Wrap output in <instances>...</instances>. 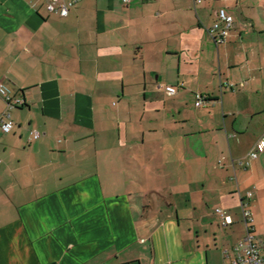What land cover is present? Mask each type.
<instances>
[{"label": "crops", "instance_id": "0c3cea01", "mask_svg": "<svg viewBox=\"0 0 264 264\" xmlns=\"http://www.w3.org/2000/svg\"><path fill=\"white\" fill-rule=\"evenodd\" d=\"M48 2L0 0V264L224 262L248 192L262 229L260 29L216 42L230 0Z\"/></svg>", "mask_w": 264, "mask_h": 264}, {"label": "built area", "instance_id": "2783aa9c", "mask_svg": "<svg viewBox=\"0 0 264 264\" xmlns=\"http://www.w3.org/2000/svg\"><path fill=\"white\" fill-rule=\"evenodd\" d=\"M78 0H49L48 10L51 12L59 13L62 16H67L69 14L70 8ZM125 3L130 2V0H124ZM233 16L229 14L225 9H220L218 13V21L213 24L210 29V34L216 42H223L228 37L230 30L233 26ZM2 84L0 82V88ZM160 87V86H159ZM164 90L173 95L177 92V88L173 85H166ZM197 105H204L206 97L202 94L196 95ZM6 100L10 106L19 105L22 103L20 99H12L10 96H7ZM1 127L3 131L9 132L13 129L14 123L7 115L6 119L1 120ZM35 138L39 137L38 131H33ZM264 150V137L261 138L256 147L252 149L247 155L246 164L249 165L251 160L258 158L259 152ZM252 192L246 194L247 200L252 197ZM244 199L241 202L242 212L244 221L246 224L247 234L241 241L234 244L231 250L226 249L224 251V264H264V239L257 240L254 235V228L251 225L252 214L251 211L247 208L248 203ZM216 212L220 215L224 225H229L232 223V219L228 216L223 209L217 208Z\"/></svg>", "mask_w": 264, "mask_h": 264}, {"label": "rangeland", "instance_id": "374dc122", "mask_svg": "<svg viewBox=\"0 0 264 264\" xmlns=\"http://www.w3.org/2000/svg\"><path fill=\"white\" fill-rule=\"evenodd\" d=\"M233 1H235L233 5L235 8L233 10L231 9V12L226 6L223 8H225L228 13L232 14L234 21L239 23L242 27L246 28V24H249L254 25L257 29H260L263 33L260 32L259 34L262 36L259 37L263 38L264 42V0H230V2ZM256 33L257 32H254V36L257 35ZM260 220L262 221V229H259L256 233L254 232L257 240L264 239V215ZM217 234L220 233L217 232ZM218 239L217 242H219ZM230 241L231 240L228 239V242ZM214 243V240H210L211 251L209 250V264H224L222 250L214 249Z\"/></svg>", "mask_w": 264, "mask_h": 264}, {"label": "trees", "instance_id": "16d2710c", "mask_svg": "<svg viewBox=\"0 0 264 264\" xmlns=\"http://www.w3.org/2000/svg\"><path fill=\"white\" fill-rule=\"evenodd\" d=\"M221 9H225V8H221ZM227 11V10H226ZM228 12V11H227ZM230 14V13H229ZM234 19V18H233ZM217 22V21H216ZM234 23V22H233ZM233 27V26H232ZM232 29V28H231ZM231 31V30H230ZM247 165V164H246ZM248 166V165H247Z\"/></svg>", "mask_w": 264, "mask_h": 264}]
</instances>
